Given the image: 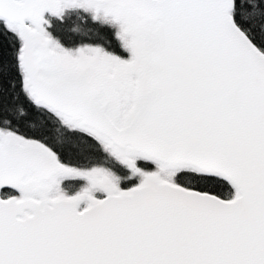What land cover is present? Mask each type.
Here are the masks:
<instances>
[{
	"label": "snow or ice",
	"instance_id": "1",
	"mask_svg": "<svg viewBox=\"0 0 264 264\" xmlns=\"http://www.w3.org/2000/svg\"><path fill=\"white\" fill-rule=\"evenodd\" d=\"M0 264H264V0H0Z\"/></svg>",
	"mask_w": 264,
	"mask_h": 264
}]
</instances>
